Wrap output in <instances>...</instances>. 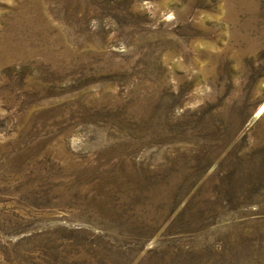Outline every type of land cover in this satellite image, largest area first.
Instances as JSON below:
<instances>
[{
	"label": "rangeland",
	"instance_id": "374dc122",
	"mask_svg": "<svg viewBox=\"0 0 264 264\" xmlns=\"http://www.w3.org/2000/svg\"><path fill=\"white\" fill-rule=\"evenodd\" d=\"M0 264H264V0H0Z\"/></svg>",
	"mask_w": 264,
	"mask_h": 264
}]
</instances>
